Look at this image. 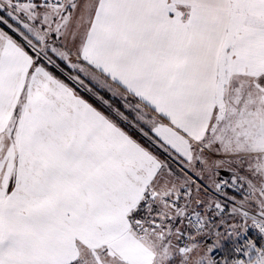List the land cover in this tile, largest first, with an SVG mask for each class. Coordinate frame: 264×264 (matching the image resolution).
<instances>
[{"label":"snow or ice","instance_id":"1","mask_svg":"<svg viewBox=\"0 0 264 264\" xmlns=\"http://www.w3.org/2000/svg\"><path fill=\"white\" fill-rule=\"evenodd\" d=\"M0 264H264V0H0Z\"/></svg>","mask_w":264,"mask_h":264}]
</instances>
